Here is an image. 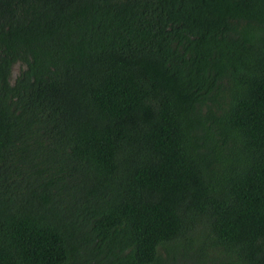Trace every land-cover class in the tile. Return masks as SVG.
<instances>
[{
    "label": "trees",
    "instance_id": "1",
    "mask_svg": "<svg viewBox=\"0 0 264 264\" xmlns=\"http://www.w3.org/2000/svg\"><path fill=\"white\" fill-rule=\"evenodd\" d=\"M0 264H264V0H0Z\"/></svg>",
    "mask_w": 264,
    "mask_h": 264
},
{
    "label": "rangeland",
    "instance_id": "2",
    "mask_svg": "<svg viewBox=\"0 0 264 264\" xmlns=\"http://www.w3.org/2000/svg\"><path fill=\"white\" fill-rule=\"evenodd\" d=\"M13 72L15 73V72H16V70H15V69H13Z\"/></svg>",
    "mask_w": 264,
    "mask_h": 264
}]
</instances>
